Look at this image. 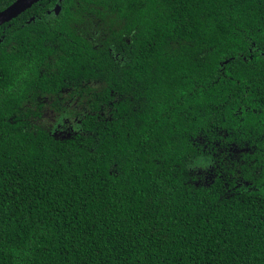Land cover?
Listing matches in <instances>:
<instances>
[{
    "label": "trees",
    "instance_id": "1",
    "mask_svg": "<svg viewBox=\"0 0 264 264\" xmlns=\"http://www.w3.org/2000/svg\"><path fill=\"white\" fill-rule=\"evenodd\" d=\"M4 26L0 264H264V0H41ZM45 93L79 97L76 132L32 122Z\"/></svg>",
    "mask_w": 264,
    "mask_h": 264
},
{
    "label": "flooded vegetation",
    "instance_id": "2",
    "mask_svg": "<svg viewBox=\"0 0 264 264\" xmlns=\"http://www.w3.org/2000/svg\"><path fill=\"white\" fill-rule=\"evenodd\" d=\"M23 14V13H22ZM21 15V14H20ZM11 22V21H10ZM9 23V22H7ZM5 23V24H7ZM4 24V25H5ZM0 26V33L4 32V30H7L8 26ZM2 38H0L1 40ZM69 90H74L72 89H63L62 92H64L66 95L68 94ZM63 93V94H64ZM29 96L32 97L33 94L29 93ZM74 103L79 104L80 103V99L77 95H73L70 99H59L57 101V99H55V97H53V99H51V94H43V96L41 98L38 99V101H31L29 100V106L33 108L34 112H40L41 116H36V114L34 116H32L31 120L33 123H38L39 126H43V125H48L47 121H48V117L52 116L53 114H55L56 118L54 119L55 124L53 126H50L49 128L53 127L56 131V129L58 127H64L62 130L63 133H65V129H66V118L68 117V111L70 110V105H73ZM42 104L43 107L40 105ZM54 105V108L51 109V106ZM28 106V105H27ZM38 106H41V109L38 108ZM74 113V112H73ZM81 124V121H79V124L77 125L78 127L74 130H71L72 132H76L79 129V126ZM62 132V131H61ZM70 133V134H71ZM65 137V136H63ZM264 138V136L260 137V140L258 139V142L260 144L261 139ZM255 149H260V145H255L254 146ZM230 151H233L235 153H242L244 151L250 150L249 148H239L238 146L233 148H229ZM262 151V149H260ZM242 151V152H241Z\"/></svg>",
    "mask_w": 264,
    "mask_h": 264
},
{
    "label": "water",
    "instance_id": "3",
    "mask_svg": "<svg viewBox=\"0 0 264 264\" xmlns=\"http://www.w3.org/2000/svg\"><path fill=\"white\" fill-rule=\"evenodd\" d=\"M41 0H16L8 8L0 12V26L17 18Z\"/></svg>",
    "mask_w": 264,
    "mask_h": 264
},
{
    "label": "rangeland",
    "instance_id": "4",
    "mask_svg": "<svg viewBox=\"0 0 264 264\" xmlns=\"http://www.w3.org/2000/svg\"><path fill=\"white\" fill-rule=\"evenodd\" d=\"M80 109V106L77 103H74L73 105H70V110L68 111L67 114V118H66V129H65V133H63L64 130H62L64 127H58L56 129V134L60 137H68L71 133V130L76 129L79 124V119H80V115L75 114L76 112H78ZM74 112V113H73ZM52 116L48 117V121L47 124L49 126H53L55 124L54 119L51 118ZM46 126V125H45ZM62 131V132H61Z\"/></svg>",
    "mask_w": 264,
    "mask_h": 264
},
{
    "label": "snow or ice",
    "instance_id": "5",
    "mask_svg": "<svg viewBox=\"0 0 264 264\" xmlns=\"http://www.w3.org/2000/svg\"><path fill=\"white\" fill-rule=\"evenodd\" d=\"M51 118H52V119H55V118H56L55 114H53Z\"/></svg>",
    "mask_w": 264,
    "mask_h": 264
}]
</instances>
